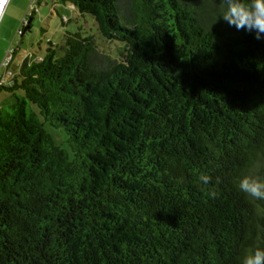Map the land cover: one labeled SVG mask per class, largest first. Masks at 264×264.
<instances>
[{"label":"trees","instance_id":"1","mask_svg":"<svg viewBox=\"0 0 264 264\" xmlns=\"http://www.w3.org/2000/svg\"><path fill=\"white\" fill-rule=\"evenodd\" d=\"M55 1L116 47L65 31L0 86V264H241L264 248V200L238 188L264 177V41L219 0Z\"/></svg>","mask_w":264,"mask_h":264},{"label":"rangeland","instance_id":"2","mask_svg":"<svg viewBox=\"0 0 264 264\" xmlns=\"http://www.w3.org/2000/svg\"><path fill=\"white\" fill-rule=\"evenodd\" d=\"M25 18L30 19V29L20 36L18 29ZM66 19L69 21L65 23ZM78 27L94 36L99 49L107 53L108 48L115 50V44H106L102 40L90 15H79L69 7L57 4L55 0H7L0 16V62L4 52L16 46L24 52L19 61L26 54L33 55L27 61L29 63L43 55L47 41L59 45L65 31L74 32ZM15 55L12 63L14 70L17 68L14 64L17 59ZM10 102L9 94L1 90L0 108L7 109Z\"/></svg>","mask_w":264,"mask_h":264},{"label":"clouds","instance_id":"3","mask_svg":"<svg viewBox=\"0 0 264 264\" xmlns=\"http://www.w3.org/2000/svg\"><path fill=\"white\" fill-rule=\"evenodd\" d=\"M219 4L222 5L219 18L238 31L251 33L257 41H264V0H219ZM199 180L208 184L211 177L202 174ZM238 188L247 196L264 200V177L246 174L239 179ZM241 264H264V248L247 252Z\"/></svg>","mask_w":264,"mask_h":264},{"label":"built area","instance_id":"4","mask_svg":"<svg viewBox=\"0 0 264 264\" xmlns=\"http://www.w3.org/2000/svg\"><path fill=\"white\" fill-rule=\"evenodd\" d=\"M32 56V54H26L23 56L22 60H29ZM13 58L14 49L10 47L5 51L0 62V86L9 85L16 74V71L12 68Z\"/></svg>","mask_w":264,"mask_h":264},{"label":"crops","instance_id":"5","mask_svg":"<svg viewBox=\"0 0 264 264\" xmlns=\"http://www.w3.org/2000/svg\"><path fill=\"white\" fill-rule=\"evenodd\" d=\"M15 52H16V55H15V56L17 57V59L14 60V64L18 66V65L21 64V62H22V60L19 61V59H20V56H21L24 52L21 51V50H20L18 47H16V46H15Z\"/></svg>","mask_w":264,"mask_h":264},{"label":"water","instance_id":"6","mask_svg":"<svg viewBox=\"0 0 264 264\" xmlns=\"http://www.w3.org/2000/svg\"><path fill=\"white\" fill-rule=\"evenodd\" d=\"M7 0H0V16L2 14L3 8L6 4Z\"/></svg>","mask_w":264,"mask_h":264}]
</instances>
